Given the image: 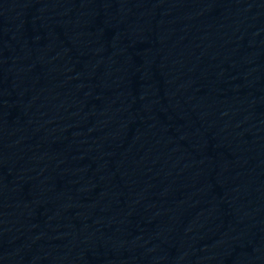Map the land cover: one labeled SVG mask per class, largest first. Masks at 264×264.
I'll list each match as a JSON object with an SVG mask.
<instances>
[{
    "label": "water",
    "instance_id": "1",
    "mask_svg": "<svg viewBox=\"0 0 264 264\" xmlns=\"http://www.w3.org/2000/svg\"><path fill=\"white\" fill-rule=\"evenodd\" d=\"M0 264H264V0H0Z\"/></svg>",
    "mask_w": 264,
    "mask_h": 264
}]
</instances>
